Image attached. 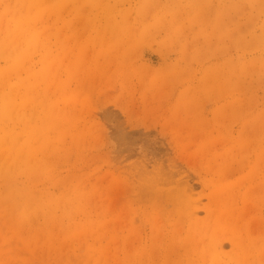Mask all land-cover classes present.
<instances>
[{
	"label": "rangeland",
	"instance_id": "obj_1",
	"mask_svg": "<svg viewBox=\"0 0 264 264\" xmlns=\"http://www.w3.org/2000/svg\"><path fill=\"white\" fill-rule=\"evenodd\" d=\"M0 264H264V0H0Z\"/></svg>",
	"mask_w": 264,
	"mask_h": 264
}]
</instances>
